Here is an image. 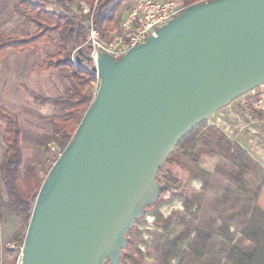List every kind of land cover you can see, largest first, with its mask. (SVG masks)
<instances>
[{
	"label": "water",
	"instance_id": "obj_1",
	"mask_svg": "<svg viewBox=\"0 0 264 264\" xmlns=\"http://www.w3.org/2000/svg\"><path fill=\"white\" fill-rule=\"evenodd\" d=\"M94 55L97 92L38 193L20 264L119 263L167 188L157 182L167 156L264 84V0L202 2L117 61Z\"/></svg>",
	"mask_w": 264,
	"mask_h": 264
},
{
	"label": "rangeland",
	"instance_id": "obj_2",
	"mask_svg": "<svg viewBox=\"0 0 264 264\" xmlns=\"http://www.w3.org/2000/svg\"><path fill=\"white\" fill-rule=\"evenodd\" d=\"M18 1L0 0V33L8 37H21L35 31L31 24L24 22L18 15L17 11L23 10L18 7ZM135 2L136 0L127 1L118 8L114 20L116 27ZM72 9L78 11L80 7L73 4ZM81 9L86 13L82 5ZM98 31L102 37L107 35V33L102 35L104 33L99 29ZM85 34L86 32L84 36ZM52 54H54L52 47L42 45L38 54L31 50L24 53L9 50L0 61V105L18 117L22 131L21 174L27 167H33L42 180L46 179L61 154L58 144L52 139V128L44 119L60 116L62 113L55 107V110L50 112L43 105L36 104L33 95L56 98L63 96L69 89L66 79L69 70L52 68L46 73L32 70L34 64L42 63ZM95 82L94 78L86 88V93L92 99L98 87ZM238 101L234 100L210 117L194 135L192 142L184 144L177 150L175 159L180 161L178 165L173 162L174 165L166 166L165 171H171L175 178L179 177L182 186L177 192L159 199L154 207L147 209L144 216L132 226L129 236L142 264H158L157 247L169 240L177 241V250L167 264L185 261L187 246L199 230L210 236L209 247L205 252L207 263L217 261L219 264H230L227 263L226 255L231 247L241 252H251L250 242L240 235L243 214L248 206L246 195L240 193L224 201L214 196L216 191L225 195V189L221 188L219 180L231 169L229 160L222 155L207 158L209 162L207 164L205 162L206 168L212 169L213 166L221 168L216 175H211L204 170L206 168L193 162V159L203 158L196 151L198 137L207 128L212 127L221 131L228 143L238 145L264 169V123L259 116H253L252 112L237 108ZM4 128L5 123L0 120V166L4 154L2 144ZM247 147L252 149L256 159L246 150ZM245 179L247 196L250 199L256 186L252 177L248 176ZM0 199L3 201L7 199L1 179ZM26 230L27 227L20 215L8 213L0 208V264H20L22 237Z\"/></svg>",
	"mask_w": 264,
	"mask_h": 264
},
{
	"label": "trees",
	"instance_id": "obj_3",
	"mask_svg": "<svg viewBox=\"0 0 264 264\" xmlns=\"http://www.w3.org/2000/svg\"><path fill=\"white\" fill-rule=\"evenodd\" d=\"M127 1L130 0H19L18 7L23 10H18V15L24 22L31 24L35 31L21 37H8L0 33V61L5 58L9 50L16 53L31 50L38 54L42 45H49L53 48L54 54L47 56L42 63L34 64L32 70L34 72H43L52 68L69 70V76L66 77L69 89L63 96L50 98L33 95L36 104L52 105L62 113L60 116L44 119L52 128V139L58 144L60 153L70 143L92 101L91 96L86 93L87 86L94 79V73L85 58L88 52L84 47L77 51L84 42L85 23L92 16L93 25L104 33L102 35H105L107 31H113L116 11ZM180 1L187 8L210 0ZM73 4L80 7V10L74 11ZM81 4H84L89 12L84 13ZM72 52H74L73 55ZM252 115L258 117L255 113ZM0 120L5 123L2 136L4 154L0 166V179L7 198L6 201L0 199V208L8 213L20 215L27 227L44 180L38 177L33 167H27L21 174L22 131L18 117L0 105ZM203 126L204 123L188 133L167 156L157 176L158 184L167 185V188L157 196L153 204L144 209V213L135 222L144 216L147 209L153 208L159 199L181 188L180 178L173 177L172 172L165 171V168L168 164L174 165L173 162L179 164L180 161L175 159V153L184 144L192 142L194 135ZM196 151L203 158L193 159V162L203 168H206L205 162L206 164L209 162L208 157L218 155H222L231 164V169L225 172L219 180L221 188L225 189V195L216 191L214 192L216 198L224 201L240 193H244L247 197L248 206L243 214L240 235L250 242L252 250L250 253H245L231 247L226 255L227 263L264 264V169L238 145L228 143L221 131L216 128H207L198 137ZM220 169L218 166H213L212 169L208 167L204 170L211 175H216ZM248 176L252 177L256 186L250 199L247 196L245 182V177ZM131 230L132 227L126 235V247L122 250L118 264H142L139 253L132 247V239L129 236ZM25 235L22 237V247ZM209 243V234L203 230L197 231L193 241L187 246L186 260L179 264H219L217 261L205 262V252ZM176 250V240H169L159 245L157 247L158 264H167Z\"/></svg>",
	"mask_w": 264,
	"mask_h": 264
},
{
	"label": "built area",
	"instance_id": "obj_4",
	"mask_svg": "<svg viewBox=\"0 0 264 264\" xmlns=\"http://www.w3.org/2000/svg\"><path fill=\"white\" fill-rule=\"evenodd\" d=\"M81 5L85 12H89L84 4ZM185 9L186 7L178 0H136L119 26L108 32L105 37H102L93 25L91 16L85 23V42L77 50L87 47L88 55L93 57V61L89 62L90 66H95L96 52L107 54L117 61L128 50L145 42L148 37L154 36L159 27L167 24ZM94 78L96 85L99 86L97 73H94ZM238 100L240 109L255 113L264 123V84L239 97Z\"/></svg>",
	"mask_w": 264,
	"mask_h": 264
},
{
	"label": "crops",
	"instance_id": "obj_5",
	"mask_svg": "<svg viewBox=\"0 0 264 264\" xmlns=\"http://www.w3.org/2000/svg\"><path fill=\"white\" fill-rule=\"evenodd\" d=\"M121 20H122V19H121ZM118 26H119V24H118ZM115 27H116V26H115ZM115 27H114V29H115ZM114 29H113V30H114ZM108 32H111V31H107V33H108ZM44 72L46 73V71H43V72H40V73H44ZM236 106H237V108H239L238 104H236ZM43 107L46 108L48 111L50 110V112H53V110H55L53 106H50V105H48V104L43 105ZM239 109H240V108H239ZM246 150H247L252 156L255 154V153H252L253 151H252L251 148H248V147H247ZM253 158L256 159L254 156H253ZM258 161L261 162L259 159H258ZM197 183H198V182H197Z\"/></svg>",
	"mask_w": 264,
	"mask_h": 264
}]
</instances>
